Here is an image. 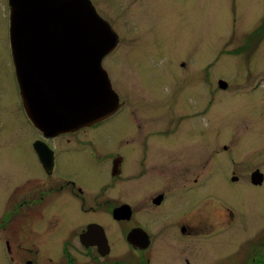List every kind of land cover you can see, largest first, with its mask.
<instances>
[{
    "label": "flooded vegetation",
    "instance_id": "obj_1",
    "mask_svg": "<svg viewBox=\"0 0 264 264\" xmlns=\"http://www.w3.org/2000/svg\"><path fill=\"white\" fill-rule=\"evenodd\" d=\"M6 6L8 43L0 44V251L6 263L264 264V171L258 164L245 167L251 156L238 161L236 154L263 141L264 131L227 135L239 147L222 144L227 155L218 171L219 137L228 133L219 135L213 126L219 81L204 69L177 87L175 77L165 76L143 85L135 69L128 77L123 66L110 72L102 62L120 104L116 112L45 133L23 107L7 0ZM9 109L18 117L17 140L5 134ZM203 114L210 116L209 131L191 122ZM238 184L250 188L242 196L249 219L237 215L227 195Z\"/></svg>",
    "mask_w": 264,
    "mask_h": 264
},
{
    "label": "rangeland",
    "instance_id": "obj_2",
    "mask_svg": "<svg viewBox=\"0 0 264 264\" xmlns=\"http://www.w3.org/2000/svg\"><path fill=\"white\" fill-rule=\"evenodd\" d=\"M91 1L119 35L118 47L103 60L110 72L115 65L123 66L129 77L135 69L143 85L160 84L163 76L169 80L175 77L177 87L182 78L187 83L206 69L214 81L228 83L227 89L218 87L215 95L217 119L213 126L219 135L228 132L226 138L219 137V172L221 159L227 155L222 152V144L229 149L239 147L227 135L252 129L264 131V0ZM7 16L6 0H0V44L8 43ZM261 30L263 35L254 44ZM240 46L248 49L235 53L233 50ZM6 86L12 99L16 92L13 75L6 79ZM190 108H195L193 101ZM9 113L5 134L17 140L18 129L13 123L18 117L11 114V109ZM191 122L207 131L212 126L209 114L192 118ZM240 150L236 153L238 161L242 155L251 156L249 162L244 159L245 167L258 164L264 171V140ZM217 176L220 178V173ZM233 189L235 193L227 195L237 215L249 219L251 207L244 205L242 196L250 188L238 184ZM0 264H7L1 251Z\"/></svg>",
    "mask_w": 264,
    "mask_h": 264
},
{
    "label": "water",
    "instance_id": "obj_3",
    "mask_svg": "<svg viewBox=\"0 0 264 264\" xmlns=\"http://www.w3.org/2000/svg\"><path fill=\"white\" fill-rule=\"evenodd\" d=\"M7 2L10 52L30 121L55 134L114 114L120 104L102 62L119 35L92 1Z\"/></svg>",
    "mask_w": 264,
    "mask_h": 264
},
{
    "label": "trees",
    "instance_id": "obj_4",
    "mask_svg": "<svg viewBox=\"0 0 264 264\" xmlns=\"http://www.w3.org/2000/svg\"><path fill=\"white\" fill-rule=\"evenodd\" d=\"M263 24H264V19H263ZM262 27H263V25L261 26V29H262ZM263 29H264V27H263ZM261 33H258V38L256 39V41L254 42V44L257 42V40H259L261 37H262V32H263V30H261L260 31ZM253 44V45H254ZM248 48L247 47H242V46H240V48L239 49H234L233 51L235 52V53H240V52H243V51H245V50H247ZM251 49V48H250ZM249 49V50H250ZM242 50V51H241Z\"/></svg>",
    "mask_w": 264,
    "mask_h": 264
}]
</instances>
